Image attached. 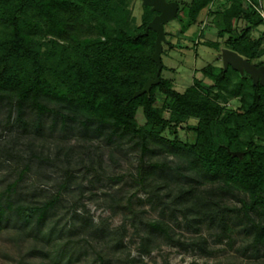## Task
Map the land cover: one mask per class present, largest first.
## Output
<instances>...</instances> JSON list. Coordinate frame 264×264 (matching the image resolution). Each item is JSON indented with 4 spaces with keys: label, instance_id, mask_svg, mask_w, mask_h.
<instances>
[{
    "label": "trees",
    "instance_id": "16d2710c",
    "mask_svg": "<svg viewBox=\"0 0 264 264\" xmlns=\"http://www.w3.org/2000/svg\"><path fill=\"white\" fill-rule=\"evenodd\" d=\"M124 1L0 0V169H8L0 178V228L32 239L31 253L48 257L52 251L51 264H71L86 255L82 246L76 251L82 241L102 264L116 256L117 264H139L157 238L185 251L209 252L206 239L183 238L175 227L197 231L207 222L221 240L230 237L238 219L252 235L250 245L264 256V85L254 84L248 73L209 63L200 69L209 87L194 77L179 91L162 76L163 65L161 81L136 96L157 72L152 60L157 33H145L157 12L144 6L141 23L129 27ZM259 4L186 2L192 22L204 10L219 28L223 41L206 40L205 45L221 51L224 44L251 62L264 55V34L251 35L264 25ZM234 20L244 21V27L238 29ZM233 99L239 107L226 105ZM139 109L143 125L137 120ZM192 119L197 122L187 128L194 140H183L178 125ZM43 139L49 143L39 145ZM101 143L139 151L137 181L149 187L147 200L161 207L157 219L145 218V210L131 203L123 211L141 237L139 257L128 251L127 223L112 227L108 218L95 221L84 202L78 167L88 183L101 179L103 160L96 151ZM154 155L161 158L153 160ZM168 155L184 163L175 164ZM160 171L181 176L176 193L169 190L164 196L160 184L148 181ZM34 173L45 184L29 183ZM122 178L110 177L113 182ZM73 191L69 201L64 198ZM108 195L111 209H121ZM58 207L65 209L62 217L69 214L67 221L49 225ZM166 213L175 225L163 218Z\"/></svg>",
    "mask_w": 264,
    "mask_h": 264
},
{
    "label": "rangeland",
    "instance_id": "374dc122",
    "mask_svg": "<svg viewBox=\"0 0 264 264\" xmlns=\"http://www.w3.org/2000/svg\"><path fill=\"white\" fill-rule=\"evenodd\" d=\"M173 1L179 3L180 9L178 11V16L165 25L167 43L163 45L162 62L165 68L163 69L162 76L172 79L174 87L179 91H184L188 86L194 83V77H203L200 69L207 64L214 63L223 66L221 51L225 46L223 44L220 51L214 47L205 45L203 42L206 40L223 41V39L218 36L219 28L213 21L212 16L208 15L206 11L203 10L199 14L197 21L192 22L188 17V5H186V2H190L191 0ZM219 1L222 2L225 0ZM262 5L264 10V0ZM144 6L146 5L143 3V0L124 1L123 9L128 13V23L126 26L129 25V27L136 28L141 23L142 16L145 12ZM234 23H236L235 20ZM236 26H238V29H242L244 27V21L236 23ZM263 34L264 25L259 26L251 32L253 38H257ZM253 61L256 64L261 62L264 63V55ZM202 84L205 87H209L210 80L204 77L202 78ZM161 98H163L162 95ZM226 105L237 108L240 106V102L238 99H233L227 101ZM158 106H162L161 101L158 103ZM165 115L169 116L168 110L165 111ZM137 120L140 125L145 123V117L141 109H139L137 113ZM196 122L195 119H192L178 125L181 139L186 141L194 140V131L187 127H189V125H194ZM49 141H51V139H49ZM41 142L45 144V142L47 143L48 141H44V139L40 140L38 141L39 145ZM73 143V140H71V144ZM98 145L96 151L103 160V168L99 170L101 179L98 181L94 180L93 184L88 183V179L81 178L85 170L78 167V169H81L78 173L80 175L79 180H83V184L86 187L84 202L87 203V208H89L95 221L108 218V222L112 227L120 226L124 222L127 223L128 231L125 240L128 244V251H130L131 256L139 257L141 237L136 234L134 228L130 225V220L126 219L123 211H127L125 207L131 203L133 208L145 210L143 214L145 218L157 219L162 216L161 207L147 200L149 193L146 191V188L149 189V187L146 186V188H144V185L137 181V170L135 167L138 164V150H131L128 145H125L123 150H115L105 146L103 143ZM160 158V156L154 155L153 160ZM168 158L173 160L174 163H184L181 159L171 155H168ZM7 170L8 169H0V178ZM133 172L135 176L131 175ZM159 173L160 175H157L155 178L153 176L149 177L148 181H150L151 184H160L159 190L164 196L169 190L176 193L178 181L181 179V176L174 172V175L172 174L173 176L170 174L168 175L167 171H160ZM163 175H167V177L164 178ZM30 176H32V178L28 180L29 183H35L34 179H37V184H45L41 182L40 177L37 178L35 173L32 175L30 174ZM53 176L55 177V175ZM120 176L123 178L120 180L117 179L116 182L110 179V177L118 178ZM135 178L136 180H134ZM202 186L206 187L208 184ZM72 190H75L74 186H72ZM74 193L77 192L73 191V193L70 194L65 193L64 198L69 201V198L72 197ZM109 193L113 194L118 200V203L121 204V209L118 208L115 211L111 209L109 203H111L112 197L108 195ZM170 196L171 195L166 196L168 200ZM139 197L142 198L141 201L138 199ZM228 200L230 203L237 202L232 198ZM62 204L66 205V201ZM64 212V208L58 207V215L50 218L49 225H54L55 220L58 219L59 226H63L69 215L66 214L62 217ZM163 218L175 225V222L168 213H166ZM236 220L237 222L232 223L233 231L230 237H222L221 240H217L219 230L209 226L207 222L201 224L197 231L187 229L182 222V226L175 227L177 233L186 239H206L209 252H203L198 247L194 250L185 251L166 244L160 238H157L155 239L152 251L149 254H145L142 257L143 262L139 264H264L262 252L256 253L250 245L252 235L247 234L243 223L239 222L238 219ZM71 237L75 240L79 239L78 235ZM32 244H34L32 239H27L19 235L16 229L0 228V264H18L20 261H23L22 264H51L52 261L50 258L53 252H49L48 257H43L41 254H35L33 252L31 253L30 247ZM81 246L87 251L86 255L82 254L79 256V260H74L71 264H102L93 249L88 247L87 243L84 241L77 244V253L81 252L79 249ZM95 247L100 246L96 245ZM262 251H264V248H262ZM123 257H125V255H123ZM115 259H117V256L112 257L109 262L105 264H117ZM120 264H126V261L120 262Z\"/></svg>",
    "mask_w": 264,
    "mask_h": 264
},
{
    "label": "water",
    "instance_id": "95a60500",
    "mask_svg": "<svg viewBox=\"0 0 264 264\" xmlns=\"http://www.w3.org/2000/svg\"><path fill=\"white\" fill-rule=\"evenodd\" d=\"M145 5L151 7L152 11L157 12L155 17L148 23L145 33L149 30H154L157 33L156 47L152 55V60L158 65L157 72L154 78H149L143 89L139 90L135 95H140L149 92L153 85L161 81L160 75L163 69L162 52L163 45L167 43L165 25L178 16L179 3L173 0H143ZM222 62L224 69L229 66L241 74L248 73L256 85H264V65H257L245 58L237 51L230 48H223L221 51Z\"/></svg>",
    "mask_w": 264,
    "mask_h": 264
},
{
    "label": "built area",
    "instance_id": "2783aa9c",
    "mask_svg": "<svg viewBox=\"0 0 264 264\" xmlns=\"http://www.w3.org/2000/svg\"><path fill=\"white\" fill-rule=\"evenodd\" d=\"M258 1H259L260 4L258 6H256V8L259 10V12L261 13V15L264 17V10L261 7L263 0H258Z\"/></svg>",
    "mask_w": 264,
    "mask_h": 264
}]
</instances>
